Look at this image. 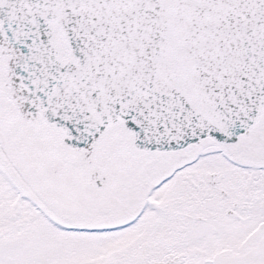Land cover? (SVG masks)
Listing matches in <instances>:
<instances>
[{"label":"snow or ice","instance_id":"obj_1","mask_svg":"<svg viewBox=\"0 0 264 264\" xmlns=\"http://www.w3.org/2000/svg\"><path fill=\"white\" fill-rule=\"evenodd\" d=\"M0 264H264V0H0Z\"/></svg>","mask_w":264,"mask_h":264}]
</instances>
